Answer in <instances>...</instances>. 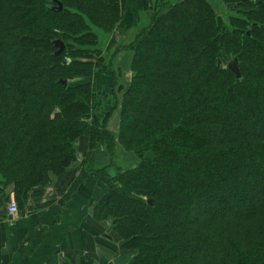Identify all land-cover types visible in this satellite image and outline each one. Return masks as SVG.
Returning a JSON list of instances; mask_svg holds the SVG:
<instances>
[{"label": "trees", "instance_id": "16d2710c", "mask_svg": "<svg viewBox=\"0 0 264 264\" xmlns=\"http://www.w3.org/2000/svg\"><path fill=\"white\" fill-rule=\"evenodd\" d=\"M58 1L55 11L53 0H0V188L24 202L76 162L86 138L114 168L94 217L111 219L129 264H264V0L226 16L211 0L162 1L106 63L100 39L121 21L122 1ZM122 49L132 76L119 97ZM99 68L117 98L100 112ZM119 149L135 161L116 163Z\"/></svg>", "mask_w": 264, "mask_h": 264}, {"label": "crops", "instance_id": "0c3cea01", "mask_svg": "<svg viewBox=\"0 0 264 264\" xmlns=\"http://www.w3.org/2000/svg\"><path fill=\"white\" fill-rule=\"evenodd\" d=\"M123 2L125 12L120 27L128 29L139 19L140 8L146 10L149 4L146 0ZM115 37L109 39L106 50L122 41ZM109 73L110 70L104 72L108 74L103 77L104 85L102 74H95L94 85L111 86ZM103 104L105 98L98 109ZM75 145L76 162L61 175H53L49 184L32 187L24 202L17 200L15 215L7 212L11 189L0 188V264H79L86 256L100 264L130 262L134 252L120 249L121 239L110 218L99 221L94 217V206L108 185L96 171L110 156L102 145L88 150L86 138L76 140Z\"/></svg>", "mask_w": 264, "mask_h": 264}, {"label": "rangeland", "instance_id": "374dc122", "mask_svg": "<svg viewBox=\"0 0 264 264\" xmlns=\"http://www.w3.org/2000/svg\"><path fill=\"white\" fill-rule=\"evenodd\" d=\"M121 1H122V5H123V8H124L125 7L124 2H123V0H121ZM146 1L149 4V8H146V10L143 9V8H140L139 19L135 22V24L133 26H130L128 29L120 27L121 26V21L123 19V16H122L121 21L115 27V29L113 30L112 34L109 37L105 38V39H103V38L100 39L101 40L100 43H101L102 48H103V56H104L105 63L110 59V57H111L113 51L115 50L116 46L119 45V44H128L134 38V36H135L136 32L138 31V29L141 26L146 25V24L149 23L150 14L153 11L157 10V7H159V5H160L159 3L162 2V1L164 2L166 0H149L150 2H148V0H146ZM170 1H172V0H170ZM211 1L213 3L214 7L217 9L218 13L223 14L224 16H226L227 14H229L230 11L235 10L237 3H239L241 0H211ZM141 4H142V2H141ZM150 4H152L153 6L152 5L150 6ZM124 12H125V9L123 10V14H124ZM118 28H120V29H118ZM112 35L113 36H117L115 38H119L122 41L118 42L119 44H117L115 47L112 46V48H110L109 50L107 48V50H106L107 44H108V42H110L109 39L112 37ZM119 39H117V40H119ZM122 52H123V57H120ZM131 58H132V52L130 50H127V49H122V50L118 51V53L114 57V62H113V67L114 68H113V71L115 70V72L117 73V82H118V84L115 87V90H117L116 92H117V95L119 97H121V95H122L121 92L118 93L119 87L121 86L120 88H123V89L126 88L128 86V84H129L131 76H132V73H131V70H130ZM107 70L108 69L103 70V69L99 68L96 71H94V73L92 74V82H93L94 90H95L96 94H98L99 102L102 101L103 98H105V102L107 101L106 104L109 103V104H111L110 106H112L114 103L116 104L115 100L117 98H113L108 93L109 92V88L111 86H109L108 88H104V86L99 88L98 86L94 85V80H93L95 74H97V73L98 74H102L101 81L103 82V85L106 84V82L104 83L103 77L107 78L108 74L106 76L104 74V72H107ZM111 75H113V74H111ZM111 75L109 73V78L111 77ZM112 77L114 78V76H112ZM97 79H100V77L98 75H97ZM114 82H115V78H114ZM107 83H108V80H107ZM112 87L114 88V86H112ZM98 105H99V103H98ZM101 108L102 107L100 105V109H97V107H96V110H99V112H100ZM119 110H120L119 106H117V108L115 109V111H114V113L112 115V118H111V121H110V124H109V127L111 129H113V130H116L118 128ZM79 147H81L80 149H83L84 145H81ZM88 150H90V149L88 148ZM135 159H136V157L134 156L133 153H126L122 149H119L117 158L115 159L116 160L115 162L118 163L119 165L120 164L123 165V164H129L130 162H134ZM109 162H110L109 160H106L104 165H102L99 168H97V171H96L97 174L99 172L98 169H101V168L104 169V166L108 165ZM104 172H106V173L101 174L100 177H103V179L105 181H108V185L114 184L115 183V179L113 177L114 168L111 167V166L107 167L106 169H104ZM53 175L54 174L51 175V178H52ZM55 176H57V175H55ZM50 182H51V180H50ZM106 187H105V190H106ZM105 190H104V193H105ZM17 203H18V201H17ZM105 219H107V218H104L103 220H105ZM116 234L118 235L117 232H116ZM105 264H111V262H107ZM125 264H129V263H125Z\"/></svg>", "mask_w": 264, "mask_h": 264}, {"label": "water", "instance_id": "95a60500", "mask_svg": "<svg viewBox=\"0 0 264 264\" xmlns=\"http://www.w3.org/2000/svg\"><path fill=\"white\" fill-rule=\"evenodd\" d=\"M54 5L52 6V9L55 11H59L62 9V3L58 0H53ZM55 45L57 46V51L56 53H61L65 47V43L63 40L61 39H56L54 41ZM227 66L235 73L236 75V79H240L241 78V71H240V67H239V63H238V57H234L232 58ZM63 83H66V80H61Z\"/></svg>", "mask_w": 264, "mask_h": 264}, {"label": "built area", "instance_id": "2783aa9c", "mask_svg": "<svg viewBox=\"0 0 264 264\" xmlns=\"http://www.w3.org/2000/svg\"><path fill=\"white\" fill-rule=\"evenodd\" d=\"M7 212L10 216H13L18 212V203L13 191L11 192L10 195V199L7 206Z\"/></svg>", "mask_w": 264, "mask_h": 264}]
</instances>
